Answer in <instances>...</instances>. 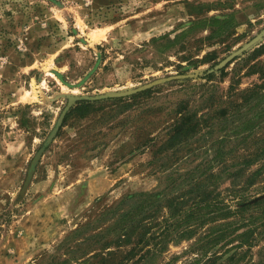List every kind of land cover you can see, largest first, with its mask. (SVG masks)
I'll return each mask as SVG.
<instances>
[{
    "label": "rangeland",
    "instance_id": "rangeland-1",
    "mask_svg": "<svg viewBox=\"0 0 264 264\" xmlns=\"http://www.w3.org/2000/svg\"><path fill=\"white\" fill-rule=\"evenodd\" d=\"M205 16L218 20L184 33ZM263 27L264 0H0V264H125L133 255H141L134 264H212L208 255L196 261V238L176 232L157 245L160 251L144 252L151 246L140 238L169 221L155 205L145 216L140 209L153 197L140 193H181L191 167L204 163L203 148L216 149L209 142L221 134L214 126L194 157L158 162L164 125L171 121L165 111L181 98L195 107L205 91L216 101L259 83L264 37L211 71V79L204 75ZM188 72L205 74L157 84L139 97L129 98L142 91L77 101L72 107L92 103L89 113L62 122L22 191L30 162L68 96ZM253 134L264 136V100L248 104V145ZM263 175L248 189L249 202L264 196ZM262 206L248 208V227H257L238 264H264ZM179 224L180 230L187 226Z\"/></svg>",
    "mask_w": 264,
    "mask_h": 264
},
{
    "label": "trees",
    "instance_id": "trees-1",
    "mask_svg": "<svg viewBox=\"0 0 264 264\" xmlns=\"http://www.w3.org/2000/svg\"><path fill=\"white\" fill-rule=\"evenodd\" d=\"M217 20L216 17L211 16L198 18L183 31L186 33L198 24ZM212 59L210 57V60ZM257 72L260 82L243 91H232L225 98L219 97L216 101L206 96L205 91L204 94L199 95L195 107H192L189 98H181L173 107L165 111L164 117L170 116L171 121L164 125L167 139L156 151L158 162L184 160L190 155L194 157L196 151L202 150L199 147L202 138L208 136L214 126L218 127L221 134L219 137H209V142L216 143L217 147L213 152L211 147L203 148L204 156L201 162L204 163H197L191 167L187 186L181 193L172 191L140 193L153 197L140 209L145 216H150V207L155 205L166 210L165 221H169L166 229L149 232L146 239L140 238L143 243L151 246L144 249V252L160 251L161 246L157 245L173 240L174 232L180 233L181 236L185 235L187 239L196 238L192 246V250L198 251L196 261L208 255V258H212L210 260L212 264H238L248 251V240L253 239V232L257 227V225L248 227V208L251 206L256 208L260 205L258 209H261L264 205V196L256 197V200L250 202L248 200V189L264 174V136L253 134L248 145V104L254 99L264 100V67L258 68ZM208 73L204 75L208 80L215 75L211 71ZM202 85L204 84L196 83L194 88ZM181 87L185 88V85L182 84ZM231 87L232 85L230 89ZM148 91H142L129 98L142 96ZM91 104L87 101L78 102L67 113L63 124L71 114L85 116L89 113ZM142 143L145 144L146 139ZM257 163L259 166L248 172V167ZM263 177L264 175L261 178ZM225 182L229 184L219 189ZM224 193L228 195L225 196ZM262 209L264 214V206ZM253 218L257 219L258 216L254 215ZM178 223H185L187 226L180 230ZM261 224H264V220ZM206 225L205 230L198 232L199 228H204ZM127 233L128 231L123 232L122 235ZM105 244L107 243L99 248H106ZM244 245L247 248L241 250ZM221 248L224 250H221L218 256L217 250ZM97 255L95 253L93 256ZM140 257L141 255H133L125 264H134ZM216 258H220L221 261H216ZM84 260L83 264H87ZM52 264H65V261H53Z\"/></svg>",
    "mask_w": 264,
    "mask_h": 264
},
{
    "label": "water",
    "instance_id": "water-1",
    "mask_svg": "<svg viewBox=\"0 0 264 264\" xmlns=\"http://www.w3.org/2000/svg\"><path fill=\"white\" fill-rule=\"evenodd\" d=\"M264 37V27L260 29L251 39L243 43L241 46L238 48L234 49L230 53H228L225 57H223L220 61H218L216 64L211 67L209 71H217L219 69L224 68L228 63H230L233 59H235L237 56L242 55L245 51L249 50L252 48L254 45H256L262 38ZM205 73L204 72H188V73H179V74H174V75H169L165 77H159L156 79H153L152 81H149L147 83H143L137 87L134 88H128V89H123V90H118V91H110L106 93H99L95 95H71L67 97V103L60 112L59 116L57 117L52 129L46 136L43 144L41 147L37 150L35 153L34 157L32 158L28 172L22 187V191H24L32 177V174L35 169V165L39 161L45 147L52 141L54 136L56 135L57 130L59 129L60 125L63 122V119L66 115V113L71 109V107L79 100H88V101H94V100H101V99H106V98H115V97H124L127 95H131L134 93H137L139 91L148 89L152 86H155L157 84L165 83L168 81L172 80H178V81H184L188 79H192L194 77L200 76L202 77Z\"/></svg>",
    "mask_w": 264,
    "mask_h": 264
}]
</instances>
